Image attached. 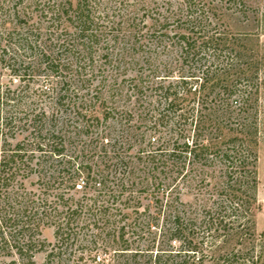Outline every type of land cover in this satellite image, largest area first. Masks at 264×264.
<instances>
[{"label": "trees", "instance_id": "1", "mask_svg": "<svg viewBox=\"0 0 264 264\" xmlns=\"http://www.w3.org/2000/svg\"><path fill=\"white\" fill-rule=\"evenodd\" d=\"M232 17L264 0H0V264H264L263 61Z\"/></svg>", "mask_w": 264, "mask_h": 264}, {"label": "rangeland", "instance_id": "2", "mask_svg": "<svg viewBox=\"0 0 264 264\" xmlns=\"http://www.w3.org/2000/svg\"><path fill=\"white\" fill-rule=\"evenodd\" d=\"M227 23L232 28L233 32L239 33L241 35H248L251 36L248 38L247 45L261 58L263 61V67L261 70V78L263 80V85L261 87L260 96L264 103V33L261 26V22L258 23L257 21H254L253 19H250L249 21H245L242 17H232L231 19H227ZM253 35V36H252ZM0 83L3 85H9L12 88H15L19 85V82L14 79L13 77L8 75L7 71H1L0 73ZM68 137V136H67ZM68 141V140H67ZM69 141L71 143L67 142V156L71 155L73 153V148L77 146V140L73 138H69ZM73 145L74 147L70 146ZM75 152V151H74ZM68 157L64 159V161H67ZM82 159L84 161H89V163H98L101 159L97 158V156H93L90 154H83ZM257 175H258V192H257V200L260 205V211L255 216V226L254 230L256 234H260L264 231V143H262L258 149V164H257ZM34 177L27 182L28 188L29 183L33 182ZM78 187V186H77ZM190 198L183 197V200L187 201ZM41 240L45 242V245L53 244L54 243V237H53V229L52 228H46L41 233ZM151 241V240H150ZM262 241L264 243V237L262 238ZM234 246L233 242L230 243L225 249H229L230 247ZM152 247V248H151ZM49 248V247H48ZM46 247V249H48ZM178 248V244L176 243H169L166 238H162L160 236V233L157 234V237L154 241L151 243H148V241L144 242L142 241L140 243V249L145 251L146 249H151L153 253V257L155 254L161 253L163 255V258H167L169 256L170 252L175 251ZM150 252L145 253L142 257V261H148V256ZM174 253V252H173ZM45 252L37 253L34 257V263L35 264H43L45 260ZM152 261V260H150ZM205 264H213L211 261H206Z\"/></svg>", "mask_w": 264, "mask_h": 264}]
</instances>
